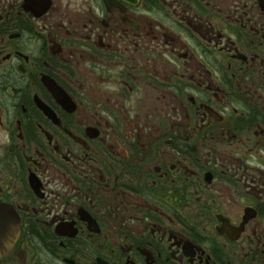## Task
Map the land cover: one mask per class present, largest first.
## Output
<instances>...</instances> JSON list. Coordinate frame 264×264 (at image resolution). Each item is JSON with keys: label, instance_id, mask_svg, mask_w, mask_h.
<instances>
[{"label": "flooded vegetation", "instance_id": "af4514ba", "mask_svg": "<svg viewBox=\"0 0 264 264\" xmlns=\"http://www.w3.org/2000/svg\"><path fill=\"white\" fill-rule=\"evenodd\" d=\"M0 205V264H264V0H0Z\"/></svg>", "mask_w": 264, "mask_h": 264}, {"label": "water", "instance_id": "95a60500", "mask_svg": "<svg viewBox=\"0 0 264 264\" xmlns=\"http://www.w3.org/2000/svg\"><path fill=\"white\" fill-rule=\"evenodd\" d=\"M19 220L0 205V249H8L18 234Z\"/></svg>", "mask_w": 264, "mask_h": 264}, {"label": "rangeland", "instance_id": "374dc122", "mask_svg": "<svg viewBox=\"0 0 264 264\" xmlns=\"http://www.w3.org/2000/svg\"><path fill=\"white\" fill-rule=\"evenodd\" d=\"M5 133H6V131H4V129H3L2 134H5Z\"/></svg>", "mask_w": 264, "mask_h": 264}]
</instances>
